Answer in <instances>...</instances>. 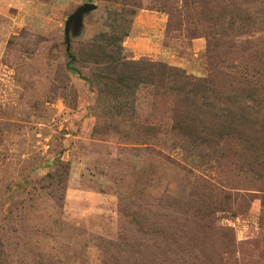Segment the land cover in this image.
I'll list each match as a JSON object with an SVG mask.
<instances>
[{
    "label": "rangeland",
    "instance_id": "374dc122",
    "mask_svg": "<svg viewBox=\"0 0 264 264\" xmlns=\"http://www.w3.org/2000/svg\"><path fill=\"white\" fill-rule=\"evenodd\" d=\"M128 20V60L206 101L138 85L117 114L68 69ZM0 264H264V0H0Z\"/></svg>",
    "mask_w": 264,
    "mask_h": 264
},
{
    "label": "trees",
    "instance_id": "16d2710c",
    "mask_svg": "<svg viewBox=\"0 0 264 264\" xmlns=\"http://www.w3.org/2000/svg\"><path fill=\"white\" fill-rule=\"evenodd\" d=\"M134 11L130 14H133ZM129 30L130 22L128 20V22L117 27H111L110 31L104 32L97 45H92L87 52L79 47L72 54L71 60L73 62H69L68 69L71 72H79L77 66L85 67L83 66L85 63L94 64L96 73L93 75V83L96 84L99 93L104 95L110 93L111 99L116 104L114 111L117 114H121L122 110L126 109V103L132 102L131 97L135 95L138 85L152 87L153 91H156V94L159 93V95L168 94V90L173 88L180 89L187 96L182 95L189 106L193 105L191 99H198L199 96L200 99L206 101L205 97L207 92L210 91V82L204 79H194L162 62H151L143 58L128 60L127 55L123 52L122 42L128 35ZM253 87L256 88V86ZM120 100L121 103H119ZM226 115L229 116V114ZM233 115L225 117V122H229L230 117L235 119L232 117ZM187 119L190 120L189 117ZM171 131L174 132L176 140L187 141L188 145L192 147H195L198 142L194 138V134L186 130L185 132L180 130L179 125H173ZM200 134V137H202L200 145L206 143L207 140L205 139L214 141L210 134L202 131H200ZM182 143H179L177 147L184 148Z\"/></svg>",
    "mask_w": 264,
    "mask_h": 264
},
{
    "label": "water",
    "instance_id": "95a60500",
    "mask_svg": "<svg viewBox=\"0 0 264 264\" xmlns=\"http://www.w3.org/2000/svg\"><path fill=\"white\" fill-rule=\"evenodd\" d=\"M96 4L88 2L80 6L73 14H71L66 20L65 28V42L67 43V51L69 50V26L73 25L75 31L78 30L82 25L83 17L86 13L94 10Z\"/></svg>",
    "mask_w": 264,
    "mask_h": 264
}]
</instances>
